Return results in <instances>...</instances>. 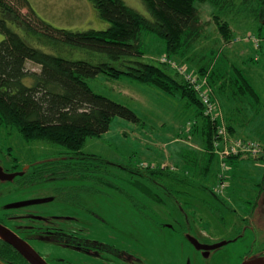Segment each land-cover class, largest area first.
<instances>
[{"label": "rangeland", "instance_id": "rangeland-1", "mask_svg": "<svg viewBox=\"0 0 264 264\" xmlns=\"http://www.w3.org/2000/svg\"><path fill=\"white\" fill-rule=\"evenodd\" d=\"M30 1L34 2L32 8L36 13H44H38L39 17L57 27L83 30L104 29L108 26V22L94 16L95 8L89 0ZM124 1L145 17H149L143 0ZM196 6L200 11L201 20L208 22L194 47L195 56L198 58L202 55L200 62H195V58L192 61L194 64H190L168 55L163 38L154 31L142 28L140 41L145 61H159V58L166 54L184 65L187 70L196 72L198 64L208 61L222 45L217 39L220 35L212 21L213 14L226 19L234 33L243 35L245 32H251L261 36L264 50V18H257L256 4L233 0L220 7L208 2L196 3ZM25 10L23 9L24 12ZM248 37L252 39L253 35ZM2 38L0 33V40ZM244 39L245 37L237 40ZM249 48L247 54H253L254 57L256 53L258 60L241 64L248 71L249 81L260 100L254 106L248 105L249 100L231 103L230 109L237 121L236 134L240 137L260 139L264 144V51L255 52L257 49H253V45H249ZM26 66L33 70L38 69L34 63L28 62ZM204 74L208 77V73ZM85 79L94 92L128 106L138 116L137 121L118 115L112 117L108 130L100 135L87 137L81 151L106 159L108 162L104 167L111 173H116L115 182L129 191L140 207L134 206L128 196L109 186H103L102 191H77L69 194L68 190L72 187L91 185V181L72 175L26 183L25 175L20 174L15 175L12 180L0 179V204L11 200L54 195L55 197L49 201L14 208L17 214L24 213L14 222L21 223L12 225L15 230L23 235H26L23 232L33 234L37 231L31 232L28 227L43 230L46 223L52 228L63 225L79 227L82 235L91 236L101 242V245H112L109 258L104 251L99 252L100 248V255L92 256L91 259L102 264H240L243 260L264 256V195L261 193L263 160L255 158V152H242V158L230 160L214 148L215 155L209 161L210 167L206 176H197L196 182L214 188L217 174L227 170L225 173L229 185L218 196L231 210H228V214L224 212L223 221L213 220L214 214L210 212L209 204L221 207L222 203L210 195L209 191L202 192L199 196L188 194L190 197L187 199L182 197L183 195L178 196L176 199L184 205L185 210L171 209L174 204L166 200L162 203L152 202L143 194H134L131 181L135 176L120 166L145 169L139 166V163L149 162L166 165L167 169L189 175L186 170L191 167L185 164L181 154L195 155V161L202 163L206 157L203 155L201 142L199 143L196 137L187 138L190 126L188 122L193 121L197 112L196 106L183 97L166 94L157 87L126 74L111 77L100 73ZM221 107L227 119V109ZM72 152L46 140L27 141L15 128L0 126V164L12 166L14 171H20L29 162H41L60 153L76 156ZM85 160L98 163L97 160ZM175 165L177 167L174 168ZM26 174L30 175L31 172L28 170ZM225 205L223 203V206ZM28 213L43 216L36 218ZM186 234L196 236L205 243L229 241L212 249L208 256H203L190 243ZM33 243L40 249L38 251L43 257H48L44 253L48 251L70 258L77 255L55 244ZM77 259L82 260L81 257Z\"/></svg>", "mask_w": 264, "mask_h": 264}, {"label": "trees", "instance_id": "trees-1", "mask_svg": "<svg viewBox=\"0 0 264 264\" xmlns=\"http://www.w3.org/2000/svg\"><path fill=\"white\" fill-rule=\"evenodd\" d=\"M89 1L97 16L108 22L106 28L77 30L57 27L39 17L29 0H0V33L3 35L0 40V126L15 128L27 141L46 140L72 150L76 155L60 153L41 162H30V172L32 169L39 170H33L36 172L32 175L33 181L51 179L57 175H72L91 181V185L72 187L68 190L69 194L77 191L97 192L102 191L103 186H109L128 196L134 206H139L133 195L115 182L116 173H111L104 167L108 162L106 159L81 151L87 137L97 136L108 130L112 117L118 115L128 120H138L132 109L94 92L85 79L100 73L111 77L126 74L153 85L166 94L183 97L196 106V115L193 121L188 122L190 126L187 138L196 137L206 156L202 163L195 161V155L181 154L185 164L191 167L186 170L189 175L167 169L166 165L149 162L139 163L145 169L120 166L135 176L131 181L134 194H143L152 202L162 203L166 200L174 204L171 209L185 210L184 205L176 199L178 196L183 195L187 199L191 194L199 196L202 192L209 191L210 195L222 203L221 207L209 204V210L214 214L213 220L223 221L224 212L228 214V210H231L218 196L229 185L225 173L227 170L217 174L214 188L196 182L197 176H206L209 161L215 155L213 142L217 121H212L204 113L203 103L194 86L186 82L175 69L157 60H144L140 33L142 28L158 33L164 40L168 55L194 64L192 61L197 58L195 44L208 24L201 20L196 3L208 2L220 7L233 0H143L149 17H145L124 0ZM240 1L244 4H256L257 18H264V0ZM212 21L223 43L221 42L216 54L209 57L208 61L199 63L197 71L193 72L208 73V82L212 86L210 97L218 104L229 135L240 137L236 134L237 121L230 104L249 100L248 105L254 106L258 104L260 97L249 81L248 71L241 64L244 62L235 60L230 66L223 50L224 42L234 43L245 37L240 42H250L258 52L263 50L262 39L251 32L243 35L234 33L231 24L218 14L212 15ZM250 35L255 37L250 39ZM256 38L258 46L254 43ZM251 55L248 61L258 60L256 53L254 57ZM201 57L199 55L195 62H200ZM28 62L37 64L38 69L28 68ZM221 106L227 109V119ZM241 138L257 140L261 145L262 151L254 157L263 160L261 193L264 195V144L260 139ZM227 157L230 160L242 158L241 152L230 153ZM85 159L97 160L98 163ZM221 182L224 187L217 191L215 187ZM188 194L190 195L187 196ZM5 258L12 260V264H29L7 244L0 248V259ZM87 260L89 263L93 259Z\"/></svg>", "mask_w": 264, "mask_h": 264}, {"label": "flooded vegetation", "instance_id": "flooded-vegetation-1", "mask_svg": "<svg viewBox=\"0 0 264 264\" xmlns=\"http://www.w3.org/2000/svg\"><path fill=\"white\" fill-rule=\"evenodd\" d=\"M27 165L28 166L25 168L26 171L24 170V172L22 173V174L26 175V177L24 178V182H26V183H34L36 181H40V180H37V179L35 181H33V177H32V175H34L37 171H39L38 169H36V170L32 169V172L30 174L31 176L26 174L27 171H28L29 166L31 165L30 162ZM0 166H1V164H0ZM1 168H2V170L4 172H7V173L14 172V169L12 170V166L11 167H7L5 165L4 166L2 165ZM33 170H35L36 172H33ZM57 176L53 177L51 179L59 178ZM0 179H2V178L0 177ZM3 179H6V178H3ZM10 180H12V178ZM52 197L54 198L55 195L52 196ZM24 200H26V199H24ZM19 201H21V200H19ZM12 202H15V201L11 200V201H8V202H6L4 204H0V224H2L3 226L7 227L11 231L15 232L18 236H20L25 241H27L39 254H40V252H39L40 249L38 247H36L33 242H36V243L39 242L40 245H46V244L54 245L55 244V245L59 246L61 249H65L66 251L69 250L72 253H77L75 258H70L69 256L63 255L61 253H57V254L51 253L50 251L44 252L48 257H43L40 254L48 263H50V264H102V263L94 262L96 260H92V262L88 263V260H87V259L93 258L92 256L97 257V255L100 252V251L98 252V247L102 248V246H104V248H105V249L102 248V251L107 253L108 258L110 257V254H112V247H111L112 245L111 244H108L110 246L103 245V244L101 245V242H97L96 239H92L91 236L82 235L80 233L79 227L75 228V227H69V226L67 227V226L63 225V226L52 228V227L48 226V223H46L45 224L46 225L45 229L38 230L36 227L35 228L28 227V230H31V232L32 231H37V232H34L33 234H31L30 232H23V233L26 234V235H23L22 233H20L17 230H15V228L12 225H15V224L17 225L18 223H21V222H18V223H14V222H16L15 220L19 219L20 216H22L24 213L17 214L13 209L14 208H22L23 206H27V205H23V206H19V207L9 206L10 204H12ZM28 215L36 217V218H38L39 216H43V215H40V214L32 215V214H29V213H28ZM47 215H49V214H47ZM47 215H46V217H47ZM23 228H27V227H23ZM35 229H37V230H35ZM187 235L188 234H186V237H187ZM189 235H191V234H189ZM194 237L196 239H198L200 242L205 243L200 238H198L196 236H194ZM187 239H188V237H187ZM6 244L9 245L11 248H14L10 243H8L7 241H5L2 238H0V248L5 246ZM117 250H118V248H117ZM211 250H209V253H210ZM197 252L200 255H203V256H208V254H209V253H207L205 255V251L202 250V249H198ZM78 257H81L82 260L79 261V259H77ZM84 257H86V258H84ZM0 264H12V260L7 259V258H5L4 260L0 259Z\"/></svg>", "mask_w": 264, "mask_h": 264}, {"label": "built area", "instance_id": "built-area-1", "mask_svg": "<svg viewBox=\"0 0 264 264\" xmlns=\"http://www.w3.org/2000/svg\"><path fill=\"white\" fill-rule=\"evenodd\" d=\"M254 43L255 46L259 45L257 38L254 40ZM159 61L175 69L186 82L194 86V89L197 91L203 103L204 113L208 115V117L212 121H217L213 146L220 152L222 156H227L230 153H242L251 151L255 152V154H259L262 151L261 145L257 140L244 139L241 137H233L229 135L225 122L222 118L221 110L218 104L214 102L210 97L212 93V86L209 85L208 77L206 74L198 75L199 73L189 71L184 65L179 64L166 54L162 55L159 58ZM142 164L146 165V163ZM223 187L224 183L221 182L215 188L216 190L218 189L217 191H220Z\"/></svg>", "mask_w": 264, "mask_h": 264}, {"label": "water", "instance_id": "water-1", "mask_svg": "<svg viewBox=\"0 0 264 264\" xmlns=\"http://www.w3.org/2000/svg\"><path fill=\"white\" fill-rule=\"evenodd\" d=\"M27 166H25L20 171H14L12 173L4 172L0 166V177L2 179L3 178L11 179L15 175L22 174ZM52 199H53L52 196L32 198V199L12 202V204H10L9 206L19 207L28 204L41 203ZM187 237L190 240V242L195 246V248L204 250L205 255L209 253V250L215 249L229 241V240H220L213 243H202L192 235L188 234ZM0 238L10 243L26 259V261H28L29 264H50L27 241H25L15 232L11 231L2 224H0ZM240 264H264V256H257L250 259H246L243 260Z\"/></svg>", "mask_w": 264, "mask_h": 264}, {"label": "crops", "instance_id": "crops-1", "mask_svg": "<svg viewBox=\"0 0 264 264\" xmlns=\"http://www.w3.org/2000/svg\"><path fill=\"white\" fill-rule=\"evenodd\" d=\"M29 2H30V4H31V6L33 5L34 6V2H32V1H30L29 0ZM38 4H40L39 2H37ZM32 6V7H33ZM26 11V10H25ZM36 12V11H35ZM38 13H40V11H38ZM37 13V14H38ZM93 13H94V16L95 17H98L97 16V13H96V11L95 10H93ZM40 14H44L43 12H41ZM99 18V17H98ZM98 23V22H97ZM237 34V33H236ZM238 35H239V33H238ZM219 38H220V36H218ZM217 37V39L219 40V41H221L222 42V39L220 38H218ZM223 43V42H222ZM225 44H224V47H223V50L226 52V54H227V60H228V62H229V64H230V66L231 65H233L237 60H241V62H245L246 60L248 61L250 58H251V56L252 55H248L247 53L250 51V48H249V45H251V44H247V43H244V42H240V41H238V42H234V43H226V42H224ZM261 45H262V42H261ZM263 46V45H262ZM253 49H255V48H253ZM256 52V51H255ZM246 56V57H245ZM220 57V56H219ZM236 60V61H235ZM245 60V61H244ZM28 64V63H27ZM39 66L37 65L36 66V68H38ZM213 94H214V92H213Z\"/></svg>", "mask_w": 264, "mask_h": 264}]
</instances>
